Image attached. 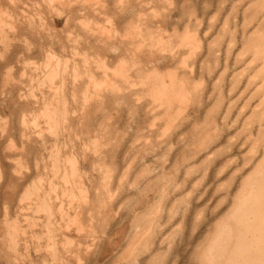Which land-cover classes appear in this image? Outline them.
I'll return each instance as SVG.
<instances>
[{"label": "rangeland", "instance_id": "1", "mask_svg": "<svg viewBox=\"0 0 264 264\" xmlns=\"http://www.w3.org/2000/svg\"><path fill=\"white\" fill-rule=\"evenodd\" d=\"M263 168L264 0H0V264H210Z\"/></svg>", "mask_w": 264, "mask_h": 264}, {"label": "bare ground", "instance_id": "2", "mask_svg": "<svg viewBox=\"0 0 264 264\" xmlns=\"http://www.w3.org/2000/svg\"><path fill=\"white\" fill-rule=\"evenodd\" d=\"M248 189L208 241L207 263L264 264V168Z\"/></svg>", "mask_w": 264, "mask_h": 264}]
</instances>
